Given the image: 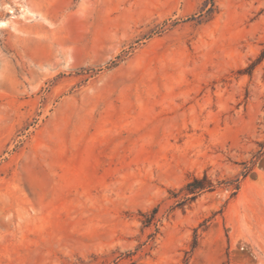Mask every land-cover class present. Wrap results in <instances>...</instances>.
Instances as JSON below:
<instances>
[{"label":"rangeland","instance_id":"1","mask_svg":"<svg viewBox=\"0 0 264 264\" xmlns=\"http://www.w3.org/2000/svg\"><path fill=\"white\" fill-rule=\"evenodd\" d=\"M263 50L264 0H0V264H264Z\"/></svg>","mask_w":264,"mask_h":264},{"label":"trees","instance_id":"2","mask_svg":"<svg viewBox=\"0 0 264 264\" xmlns=\"http://www.w3.org/2000/svg\"><path fill=\"white\" fill-rule=\"evenodd\" d=\"M263 58H264V50L261 52L260 57L247 68L246 73L250 75L254 67L257 64H259ZM260 147H261V151L259 155L264 152V142L261 144ZM246 172L247 170L243 172L242 174L245 175ZM216 187H229L230 189L233 190V194H235L239 188V183L237 180H233V181H227V182H220L218 183V186H216L212 183V181L204 173L201 178L192 177L190 180L186 182V184L182 188L179 189L177 193L172 192V195L173 197L178 198L176 202L177 203L176 207H183L186 204L193 202L201 193L212 192L216 189ZM158 211H159V208L154 207L149 212L140 214L141 217L143 218L142 223L145 226H150L160 221L161 218L158 217ZM196 243H197V240H196V235H195L194 241L191 245V249L195 248Z\"/></svg>","mask_w":264,"mask_h":264}]
</instances>
